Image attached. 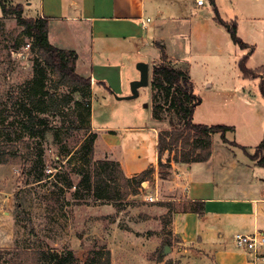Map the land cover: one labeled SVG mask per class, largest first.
<instances>
[{
    "label": "rangeland",
    "instance_id": "1",
    "mask_svg": "<svg viewBox=\"0 0 264 264\" xmlns=\"http://www.w3.org/2000/svg\"><path fill=\"white\" fill-rule=\"evenodd\" d=\"M244 2L238 10L228 0H217L218 13L211 8L212 16L217 21L220 16L224 22H231L237 13L259 4L256 0ZM12 4L8 0V5ZM2 15L0 6V249L73 250L84 262L92 251H110L114 232L121 229L153 238L158 248L152 258L157 262L175 253L166 264H186L183 262L187 252L180 250L179 236L175 233L178 205L168 200L175 193L158 190L153 176L142 183L138 195L123 200H97L93 191L76 189L81 178L93 172L95 163L110 160L108 154L97 149V140L92 155L82 149L88 129L97 133L92 126V110L88 113L85 105L88 96L83 98L72 87L57 86L53 73L42 67L46 74L45 91L49 94L36 102L34 109L45 119L49 131L43 135L44 128L29 124L18 114L16 98L33 78L38 54L16 18ZM24 16L29 15L24 13ZM257 29L252 28L251 36L259 45L246 65L254 71L264 65V34ZM247 30L242 26L241 36H246ZM227 35L230 37L229 32ZM222 45L221 54L215 43L208 41L206 47H199L191 55L190 76L195 94L201 100L194 123L235 127V134H226L227 141L238 142L253 155L256 146L264 140V98L259 92L263 71L256 78L244 77L239 62L247 51L233 43L231 37ZM131 70L132 67H124V79L130 78ZM130 83H126L129 92ZM51 95L55 96L53 101ZM152 104L149 84L139 88L136 99L121 104L124 112L118 109L111 118L104 115L102 101L98 99L94 123L100 126L109 118L112 125L146 123ZM157 118L159 133L178 127L173 111L157 113ZM213 148L217 158L233 157L232 151L244 158L238 150L227 147L219 134L213 136ZM168 158L171 167L165 169L168 177L164 181L171 180L174 166L182 164L173 161L174 153L166 152L163 161L167 162ZM38 176L44 178L42 184L33 183ZM189 208L179 207L180 210ZM188 255L190 259L192 256Z\"/></svg>",
    "mask_w": 264,
    "mask_h": 264
},
{
    "label": "crops",
    "instance_id": "2",
    "mask_svg": "<svg viewBox=\"0 0 264 264\" xmlns=\"http://www.w3.org/2000/svg\"><path fill=\"white\" fill-rule=\"evenodd\" d=\"M12 1V5H23L28 17L49 20L48 38L53 46L77 53V73L91 79L92 126L98 135L97 149L118 162L127 178L155 169L151 176L158 190L175 193L168 200L178 205L174 225L180 250L187 252L183 263L264 264V253L254 262L253 255L235 244L237 233L264 234V168L240 148L248 152L247 147L236 141L240 147L224 143L241 152L244 158H239L235 151L233 157L217 158L212 148L207 162L173 165L172 179L162 181L158 177V118L153 108L146 123H109L118 109L124 112L123 102L138 97L140 87L135 90L133 84L141 80V64L148 68L150 85L153 67L161 61L156 43L165 47L176 67L188 66L189 71L192 53L206 47L208 41L223 53L222 43L230 37L228 28L212 16L211 8L217 12V0H205L204 6H197L195 0ZM228 1L238 10L246 3ZM256 1L259 4L254 8L248 6L230 20L236 21L238 36L248 45L242 49L247 51L243 56L247 57V63L259 45L251 36L252 28L259 27L264 34V0ZM242 26L248 29L246 36L240 34ZM124 67H132L130 78L124 79ZM127 82H131V93ZM98 99L102 101V112L110 117L100 126L94 123ZM195 202H203L202 215L194 210ZM180 205L190 208L180 210ZM157 246L151 237L118 229L110 246L112 264H166L168 258L175 256L170 253L157 262L152 258ZM188 254L192 256L190 259Z\"/></svg>",
    "mask_w": 264,
    "mask_h": 264
},
{
    "label": "trees",
    "instance_id": "3",
    "mask_svg": "<svg viewBox=\"0 0 264 264\" xmlns=\"http://www.w3.org/2000/svg\"><path fill=\"white\" fill-rule=\"evenodd\" d=\"M3 12L2 16H13L17 24L24 29V33L33 41V50L37 51L38 59L35 61L33 78L24 86L23 93L16 98L18 114L26 118L29 124L39 125L43 135L49 131L46 129L45 119L35 112V104L42 100L48 91L46 88V74L44 68L49 69L57 79V86L72 87L80 91L84 98L88 113H91V79L77 73L78 55L72 50H63L53 46L48 38L49 20L45 17L24 16V6L21 4L8 5V0H0ZM218 21L228 28L231 40L241 49L248 45L237 34L236 21L224 22L218 17ZM161 52V61L153 67L150 85L153 91L152 108L154 112L173 111L177 117L178 127L170 131H161L158 135V166L160 179L165 180L168 174L165 169L171 167V159L163 161L166 152L174 153L175 163L191 164L207 162L212 156L213 136L221 135L225 144L240 147L235 141L229 143L226 134H235L232 126L216 125L207 126L194 123L196 107L201 103L195 94L188 67H176L168 58L165 47L156 43ZM247 57H243L239 63L244 77L256 78L264 71V67L249 70ZM44 67V68H42ZM102 84V83H99ZM109 91L110 89L105 86ZM261 94L264 98V88L260 82ZM31 99H27L28 97ZM51 95L50 100H54ZM97 133L88 129L85 142L82 145L87 155H92L95 149ZM244 153L255 162L257 166L264 168V140L256 147L253 155L248 154L246 148L240 147ZM154 172L150 168L138 176L127 178L120 166L114 160H100L95 163L93 172L83 176L76 186L79 191L85 189L93 191L97 200L117 201L130 195H138L142 183L149 179ZM44 180L42 176L35 177L33 183ZM42 184V183H40ZM71 186L72 183L69 182ZM194 210L202 215L203 202H195ZM0 264H111L110 251H92L88 258L81 262L73 250L53 249H26V250H1Z\"/></svg>",
    "mask_w": 264,
    "mask_h": 264
},
{
    "label": "built area",
    "instance_id": "4",
    "mask_svg": "<svg viewBox=\"0 0 264 264\" xmlns=\"http://www.w3.org/2000/svg\"><path fill=\"white\" fill-rule=\"evenodd\" d=\"M197 6H204L205 0H195ZM43 18V17H42ZM30 47V44H28ZM260 81L264 88V72L260 75ZM150 201L155 200L150 198ZM235 244L237 247L253 255L254 262L262 258L264 253V234L260 231H254L251 234L237 233L235 235Z\"/></svg>",
    "mask_w": 264,
    "mask_h": 264
},
{
    "label": "water",
    "instance_id": "5",
    "mask_svg": "<svg viewBox=\"0 0 264 264\" xmlns=\"http://www.w3.org/2000/svg\"><path fill=\"white\" fill-rule=\"evenodd\" d=\"M141 71V80L133 84V88L136 90L138 87L146 86L149 82L148 77V68L145 64L139 66Z\"/></svg>",
    "mask_w": 264,
    "mask_h": 264
}]
</instances>
